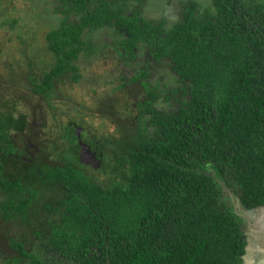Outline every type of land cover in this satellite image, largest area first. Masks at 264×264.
I'll return each mask as SVG.
<instances>
[{
  "label": "trees",
  "instance_id": "16d2710c",
  "mask_svg": "<svg viewBox=\"0 0 264 264\" xmlns=\"http://www.w3.org/2000/svg\"><path fill=\"white\" fill-rule=\"evenodd\" d=\"M42 2L57 25L7 82L52 110L81 80L79 57L112 50L122 74L89 108L114 131L78 136L81 113L55 148L63 158L44 150L30 166L6 142L36 125L0 95V183L13 192L0 201V264H243L247 238L217 178L245 208L264 206V0Z\"/></svg>",
  "mask_w": 264,
  "mask_h": 264
},
{
  "label": "rangeland",
  "instance_id": "374dc122",
  "mask_svg": "<svg viewBox=\"0 0 264 264\" xmlns=\"http://www.w3.org/2000/svg\"><path fill=\"white\" fill-rule=\"evenodd\" d=\"M154 4L156 2L151 1L148 3V7L154 9ZM45 10L50 11L51 9L46 8L42 0H0V45H2L0 52L3 51L0 54V95H4L9 101H14V106H16L14 111L17 116L25 114L28 123L32 122L36 125V128L28 125L25 133L22 134L25 143L29 142V137H33L47 151H53L59 146L66 147L64 133L66 134L67 130L65 127L72 121H79L81 113L86 114V121L83 122L81 129H85L90 138L93 139L95 136L102 138L107 133L114 131V127L109 122L91 114L94 111L89 106L96 107L98 105V99L104 97L111 87L116 85L122 72L119 68L117 55L112 50H106V54L99 56L91 63H88L86 59L88 56L83 53L77 60L82 65L81 80L61 87L58 92L61 94L60 98H55L51 102L52 110L47 108L46 104L39 102L36 97L30 96L28 91L17 85H12V80L11 83H8L7 80L11 78L7 76V70L13 71L15 76L17 73L20 76L21 70L30 63L31 57L28 54L34 49V53H36V49L43 47L47 32L56 27L55 15H47ZM147 10L150 11V9ZM161 15L159 12L154 14L158 18ZM12 18L17 19V24L12 27L13 29H9L7 25L3 26L5 21ZM178 18L179 16L175 14L173 8L164 15L168 26H171ZM17 30L21 33L25 32L24 39L15 36ZM103 31V29L99 30L100 36L104 37H99L102 38V42H108L110 39L107 35H103L105 33ZM97 37L92 35L91 41L95 42ZM40 61L42 62L41 57ZM93 89L97 90L96 93L93 92ZM84 105L88 106L87 110ZM6 109L10 110L11 108ZM77 132L80 134L83 131L77 130ZM54 152L53 157L56 159L59 150L55 149ZM209 173L213 175L211 171ZM90 174L103 180V175L97 171H91ZM217 180L224 191L221 180L219 178ZM226 194L227 191H224L227 204L240 217L243 229L250 235L244 264H264V212L260 210L256 213H248L239 207L236 208L233 199L227 197Z\"/></svg>",
  "mask_w": 264,
  "mask_h": 264
},
{
  "label": "flooded vegetation",
  "instance_id": "af4514ba",
  "mask_svg": "<svg viewBox=\"0 0 264 264\" xmlns=\"http://www.w3.org/2000/svg\"><path fill=\"white\" fill-rule=\"evenodd\" d=\"M0 49L2 50V45H0ZM3 51H1L0 52V54L2 53ZM28 122V121H27ZM77 130H79V131H83V128L81 129V127H77L76 128V131ZM25 133V132H24ZM83 132H81L79 135H81ZM22 134L23 133H21V136H20V134L19 135H17L16 136V139H17V137H22ZM82 142V141H81ZM79 143H80V141H79ZM84 143V142H83ZM68 144V143H67ZM86 144V143H85ZM8 145H13V148L16 150V153H17V155L18 156H20L21 157V160H23V161H25V162H28L29 163V165L30 166H37V163H36V160H35V155H36V153H38V154H44V153H46L45 155H48V152H51L52 153V155L54 156V154H55V150H53V151H47L43 146H41V145H39L38 143H37V141H34V142H27V143H25L24 142V140H21L20 142H17V141H8V142H6V146H8ZM86 145H88V144H86ZM89 146V145H88ZM90 147V146H89ZM79 157L81 158V161H82V157H81V147H80V144H79ZM91 148V147H90ZM43 149V150H42ZM46 152H45V151ZM91 150H92V152H96V154H95V156H96V159L98 160V162H99V165H100V160H99V158H98V155H97V150L96 149H92L91 148ZM60 152V151H59ZM6 153H8V152H1V154H2V156H4ZM58 155H60L59 156V160H61L63 157H61L62 155L59 153ZM52 156V158L50 157V159L49 160H52V159H55L54 157ZM4 159V158H3ZM56 159H58V158H56ZM55 159V160H56ZM6 160L7 161H9L8 160V158H6ZM82 163L85 165V166H87V169L89 168V170L93 167V169L94 168H98L99 167V165L98 166H96V167H94L93 165H91V164H86V163H84L83 161H82ZM21 164H23V163H21ZM13 166V165H12ZM28 165H25V167H27ZM91 167V168H90ZM7 183H8V180H5V181H3V182H1L0 183V201H2V200H4L5 199V197L6 196H10L13 192L11 191V189H10V191L9 190H5V186H7Z\"/></svg>",
  "mask_w": 264,
  "mask_h": 264
},
{
  "label": "water",
  "instance_id": "95a60500",
  "mask_svg": "<svg viewBox=\"0 0 264 264\" xmlns=\"http://www.w3.org/2000/svg\"><path fill=\"white\" fill-rule=\"evenodd\" d=\"M77 134H78V136H79V132H77ZM80 147H81V157H82V161L84 162V163H86V164H91V165H93L94 167H96V166H98L99 165V162H98V160L96 159V156H95V154H96V152H92V150H91V148L88 146V145H86L85 143H83V142H81L80 141ZM209 175H212V174H210L209 173ZM222 185H223V189H224V191L226 192L227 191V197H231L232 199H233V202H234V204H235V207L236 208H240V209H242V210H245V211H247L248 213H256L257 211H262V212H264V206H262V207H259V208H254V209H247V208H245L243 205H242V203H241V201L239 200V198H236L235 196H234V194L232 193V191L230 190V189H228L226 186H225V184H224V182H222ZM223 191V192H224ZM243 228V227H242ZM244 230V229H243ZM244 232H245V235H246V238H247V243H249V238H250V235L244 230ZM248 245L249 244H247V248H246V255H245V257H244V262H245V259H246V257H247V253H248ZM244 264V263H243Z\"/></svg>",
  "mask_w": 264,
  "mask_h": 264
}]
</instances>
